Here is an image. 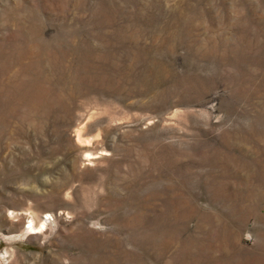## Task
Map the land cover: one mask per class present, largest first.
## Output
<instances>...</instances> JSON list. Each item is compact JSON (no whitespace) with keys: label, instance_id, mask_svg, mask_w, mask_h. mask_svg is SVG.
Returning <instances> with one entry per match:
<instances>
[{"label":"rangeland","instance_id":"1","mask_svg":"<svg viewBox=\"0 0 264 264\" xmlns=\"http://www.w3.org/2000/svg\"><path fill=\"white\" fill-rule=\"evenodd\" d=\"M0 264H264V0H0Z\"/></svg>","mask_w":264,"mask_h":264},{"label":"bare ground","instance_id":"2","mask_svg":"<svg viewBox=\"0 0 264 264\" xmlns=\"http://www.w3.org/2000/svg\"><path fill=\"white\" fill-rule=\"evenodd\" d=\"M30 229L31 230H36V233L38 232H40L41 231V229H42V227H45L46 226V220L44 221V220H41V222H40V224H37V222H36V226H35V221H33V219H30Z\"/></svg>","mask_w":264,"mask_h":264}]
</instances>
